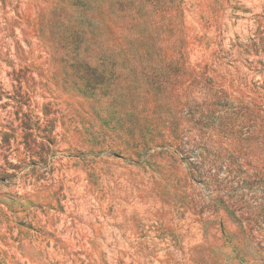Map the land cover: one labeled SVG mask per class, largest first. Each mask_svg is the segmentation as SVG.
Returning <instances> with one entry per match:
<instances>
[{
    "label": "rangeland",
    "instance_id": "1",
    "mask_svg": "<svg viewBox=\"0 0 264 264\" xmlns=\"http://www.w3.org/2000/svg\"><path fill=\"white\" fill-rule=\"evenodd\" d=\"M0 264H264V0H0Z\"/></svg>",
    "mask_w": 264,
    "mask_h": 264
},
{
    "label": "trees",
    "instance_id": "2",
    "mask_svg": "<svg viewBox=\"0 0 264 264\" xmlns=\"http://www.w3.org/2000/svg\"><path fill=\"white\" fill-rule=\"evenodd\" d=\"M201 162V161H200ZM199 162V160H196V167L199 165V164H201ZM203 163V162H202ZM201 175V174H200ZM214 176V175H213ZM213 176H212V179H213ZM206 179H208L207 177H206ZM238 210L239 211H242L243 213H242V216H240V217H242V219L243 220H245L246 222H247V224H249V225H251L252 223H254L256 220H254L253 218H248V219H246L245 218V215L246 214H248L249 213V208L248 207H245V206H243V204L238 208Z\"/></svg>",
    "mask_w": 264,
    "mask_h": 264
}]
</instances>
